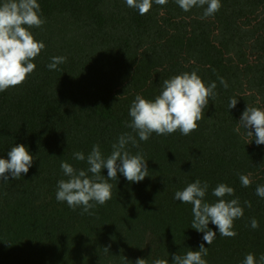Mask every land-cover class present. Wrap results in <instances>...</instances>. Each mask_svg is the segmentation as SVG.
Listing matches in <instances>:
<instances>
[{
    "label": "trees",
    "instance_id": "1",
    "mask_svg": "<svg viewBox=\"0 0 264 264\" xmlns=\"http://www.w3.org/2000/svg\"><path fill=\"white\" fill-rule=\"evenodd\" d=\"M37 2L45 23L30 31L45 48L22 84L0 92V158L21 143L33 156L27 174L0 181V264H135L138 258L172 264L174 255L201 243L207 264H242L248 253L259 264L264 197L256 188L264 185V144L238 122L247 105L264 109V0H221L208 17L207 5L185 12L176 0H153L144 15L126 0ZM54 56L67 59L50 70ZM193 70L206 85H217L197 129L140 140L127 126L136 95L154 99L165 79ZM233 97L237 104L229 109ZM124 133L136 138L138 147L129 142L126 149L143 154L148 176L130 182L118 172L109 180L112 198L91 215L58 201L57 182L67 179L61 162L87 169L74 152L87 157L99 144L107 157ZM241 174L250 176V186H242ZM197 178L208 184L205 202L217 200L212 192L220 183L235 189L227 199L239 197L244 209L234 220L235 237L220 236L210 221L216 238L209 245L192 228V205L174 195Z\"/></svg>",
    "mask_w": 264,
    "mask_h": 264
},
{
    "label": "clouds",
    "instance_id": "2",
    "mask_svg": "<svg viewBox=\"0 0 264 264\" xmlns=\"http://www.w3.org/2000/svg\"><path fill=\"white\" fill-rule=\"evenodd\" d=\"M155 3L164 5L167 0H155ZM176 3L185 12L194 6L207 5L203 17L213 15L222 6L221 0H176ZM126 4L144 15L150 11L153 0H126ZM44 23L37 0H3L0 3V92L22 84L35 70L33 60L45 48V44L36 40L30 29L41 27ZM66 59L64 56H54L47 67L55 70ZM218 79L225 88L228 86L223 77ZM216 87L215 81L206 85L195 70L174 75L163 81L162 90L154 99L136 95L129 109L131 122L127 126L142 141H147L152 133L167 135L179 130L183 135H189L204 117L203 110L209 98L215 97ZM236 104V97L230 98L229 109ZM238 123L244 129L254 128L256 144H264V109L247 105ZM247 134L253 136L251 131H247ZM129 142L138 147L133 135L122 134L118 142L112 145L107 157L102 154L99 144L93 145L87 157L82 151L74 152L75 160L86 159L87 169H77L67 161H62L60 167L67 179L57 182L56 199L66 201L73 209L82 206L81 215H91V209L96 204L103 205L112 198L113 185L109 180L117 179L118 172L130 182L142 181L148 176L147 160L142 153L130 154L126 149ZM7 155V159L0 158V181H8L9 173L13 179L20 178L22 173L27 174L33 156L24 144L12 146ZM103 168L108 170L107 178L101 175ZM239 179L244 187L252 183L249 175L241 174ZM207 190L208 184L197 178L183 190L176 191L174 199L192 205V228L202 231L203 240L211 245L216 233L208 227L209 222L217 226L220 236L235 237L234 220L243 216L244 209L239 197L227 199L234 196L235 189L226 183H220L213 189L212 195L217 198L215 202H205ZM256 194L264 197V185L257 186ZM93 201L95 203H91ZM245 204L251 207L250 202L245 201ZM258 226V221L252 218L251 227L255 229ZM105 249L109 251L107 247ZM207 255L208 247L201 243L198 250H189L183 256L174 255L172 264H207L204 259ZM135 264H147V261L138 258ZM153 264H169V261L157 258ZM242 264H257L254 254H246ZM259 264H264V255L260 256Z\"/></svg>",
    "mask_w": 264,
    "mask_h": 264
}]
</instances>
